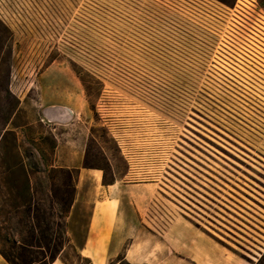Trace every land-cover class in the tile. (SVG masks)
Returning a JSON list of instances; mask_svg holds the SVG:
<instances>
[{"label": "rangeland", "instance_id": "374dc122", "mask_svg": "<svg viewBox=\"0 0 264 264\" xmlns=\"http://www.w3.org/2000/svg\"><path fill=\"white\" fill-rule=\"evenodd\" d=\"M59 107L96 124L84 165L104 167V182L140 168L130 180L159 182L177 203L165 204L206 222L226 264H264V234L238 228L205 178L208 164L236 165L264 191V0H0V163L12 123L42 168V151L71 158L72 123L40 121ZM92 190L86 178L68 222L77 244Z\"/></svg>", "mask_w": 264, "mask_h": 264}, {"label": "crops", "instance_id": "0c3cea01", "mask_svg": "<svg viewBox=\"0 0 264 264\" xmlns=\"http://www.w3.org/2000/svg\"><path fill=\"white\" fill-rule=\"evenodd\" d=\"M79 97L83 112L85 105L81 94ZM47 109L42 110L41 122L66 125L72 123V128H65L64 134L66 148L69 143L67 136L72 132V157L68 158L64 154V164L61 165L78 171L77 195L68 222L73 218L86 178L93 187L91 212L81 244L76 243L73 229L68 228L70 243L82 256L89 258L92 264H110L125 250V257L131 264H226L231 256L226 255L224 246L210 238L206 222L189 211L176 210L165 204L177 203L164 195L160 196L159 182L130 180V176L137 175L140 168L128 167L124 175L104 182V167L84 165L90 139L97 141L92 130L96 124L90 118L76 122L75 110H71V118L54 120ZM108 129L122 148L120 139L114 134L115 128ZM56 139L59 158V135H56ZM100 147L107 157L108 165L113 166L104 147ZM122 153L127 159L124 151ZM208 165L209 175H205L209 180L207 185L216 189L218 201L227 205L232 203L234 224L249 234H264V191L254 184L249 174L236 165ZM192 170L199 172L198 168ZM191 177L201 179L193 171ZM210 182L217 187L214 188ZM2 258L0 264H9ZM52 264L66 263L58 258Z\"/></svg>", "mask_w": 264, "mask_h": 264}, {"label": "trees", "instance_id": "16d2710c", "mask_svg": "<svg viewBox=\"0 0 264 264\" xmlns=\"http://www.w3.org/2000/svg\"><path fill=\"white\" fill-rule=\"evenodd\" d=\"M18 127L12 123L11 129L5 131L11 136V147L0 163V255L9 264H52L58 258L71 264L64 254L73 249L92 264L70 243L68 235L78 171L56 166L45 151V168L40 162H32V153L22 152ZM55 146L53 140V150ZM124 253L125 250L110 264H131Z\"/></svg>", "mask_w": 264, "mask_h": 264}, {"label": "bare ground", "instance_id": "6f19581e", "mask_svg": "<svg viewBox=\"0 0 264 264\" xmlns=\"http://www.w3.org/2000/svg\"><path fill=\"white\" fill-rule=\"evenodd\" d=\"M58 108V107H56ZM48 114L54 120H65L71 118V112L66 108L47 109Z\"/></svg>", "mask_w": 264, "mask_h": 264}]
</instances>
